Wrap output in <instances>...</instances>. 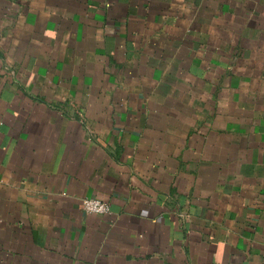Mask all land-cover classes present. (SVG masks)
<instances>
[{
	"label": "crops",
	"instance_id": "obj_1",
	"mask_svg": "<svg viewBox=\"0 0 264 264\" xmlns=\"http://www.w3.org/2000/svg\"><path fill=\"white\" fill-rule=\"evenodd\" d=\"M0 264H264V0H0Z\"/></svg>",
	"mask_w": 264,
	"mask_h": 264
},
{
	"label": "built area",
	"instance_id": "obj_2",
	"mask_svg": "<svg viewBox=\"0 0 264 264\" xmlns=\"http://www.w3.org/2000/svg\"><path fill=\"white\" fill-rule=\"evenodd\" d=\"M82 209L86 213L93 214H108L109 213V205L107 202L99 199V198H83L81 201Z\"/></svg>",
	"mask_w": 264,
	"mask_h": 264
}]
</instances>
